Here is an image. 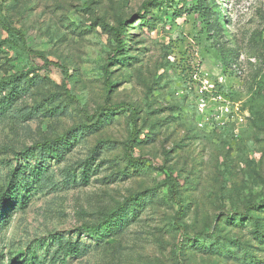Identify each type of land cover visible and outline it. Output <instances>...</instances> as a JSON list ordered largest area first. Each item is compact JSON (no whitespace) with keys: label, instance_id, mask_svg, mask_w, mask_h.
Here are the masks:
<instances>
[{"label":"rangeland","instance_id":"374dc122","mask_svg":"<svg viewBox=\"0 0 264 264\" xmlns=\"http://www.w3.org/2000/svg\"><path fill=\"white\" fill-rule=\"evenodd\" d=\"M147 2L0 0V24L26 47L4 44L0 25V80L20 73L30 86L0 119V187L26 161L23 150L66 133L77 139L60 161L37 160L44 180L0 233L5 263L10 251H33L45 264H264V240L240 220L258 219L264 236V0H161L168 14L150 10L141 25ZM119 22L134 26L124 54L114 53ZM111 56L130 64L111 62L105 75ZM223 105L235 110L228 120ZM104 106L121 112L96 126ZM97 145L83 184L80 164ZM169 177L183 206L178 225ZM131 197L144 204L122 231L101 242L77 236ZM58 237L83 242L85 254L64 260Z\"/></svg>","mask_w":264,"mask_h":264},{"label":"trees","instance_id":"16d2710c","mask_svg":"<svg viewBox=\"0 0 264 264\" xmlns=\"http://www.w3.org/2000/svg\"><path fill=\"white\" fill-rule=\"evenodd\" d=\"M162 5L166 6L165 3L162 4L161 0H149V2L144 3L141 10L137 14V19L139 20V22H141V25H147L152 19V12H150V10L156 9L157 11H161L164 14H168V10L162 7ZM171 17L173 19H176L180 17V14L172 11ZM0 25L4 30L5 34L7 35V38L3 40V43L15 46L19 48V50L24 51L26 47L21 32L8 25ZM100 25L105 30L108 29V31H111L105 24L101 23ZM133 27L134 26H126L124 22H119L118 26L115 29H112L111 32H113L112 35H114V39L116 41L114 53L122 52L124 54L126 42L123 37L125 36L127 28ZM115 61H118L122 65L130 64V59L127 56L119 59H116L115 56L108 57V62L106 66L103 67L105 75L108 74L107 65L111 62L114 63ZM61 74L63 77L61 85L64 86V80L67 79L69 75L65 69H62ZM105 86L107 91H110L114 84L107 81ZM29 87L30 86L27 84V82L22 80V74L20 73H15L7 79L0 80V119H4L10 115L13 110L14 104L26 95ZM131 111V114L133 115V110ZM97 112L98 114H100V117L96 122V126H99L100 124L98 123L100 121L107 122L106 120H109L114 113H120L121 106H104L99 108ZM132 124L134 126L135 122L132 121ZM81 131H84V127L81 129ZM135 135L136 131L133 128L132 133L130 135V139L128 141L129 150L130 147H132V143L136 142ZM76 140V134L70 135L69 133H66L59 138L53 140H45L40 143L34 144L33 148H31V152H28L29 150L25 149L20 153V155L24 156L26 161L23 165L17 166L15 169L11 170L8 173L5 179L6 184L0 187V233L8 226L9 220L11 218L12 209H15L14 207H19V209H23L27 205L32 195V192L34 193L37 187L44 180L47 168L46 166L36 164L37 160H40L42 163H46L51 159L55 161H60L61 159H63V156L75 145ZM99 146L100 145H97V147L92 150V155L90 159L80 164L81 172L78 178L80 181H82L83 184L88 183V179L92 172L91 164L95 160L94 157L96 153H98L97 150ZM129 150H127L126 152L128 163L130 165H138V160H136L130 154ZM36 155L38 157H36ZM30 160H35V162L33 164H28V161ZM67 175L68 177H71V180L73 182H75V173H71V171L69 170ZM169 184L172 199L175 204L179 207L174 221V224L178 225V221L182 215L183 206L177 197L176 180H173L169 177ZM143 204L144 200L140 199L139 197H131L126 201L125 205L118 206L114 210H111L110 212L104 214L103 218L99 222L92 225H82L80 230L77 232V236H79L81 232L82 234H85L86 237L94 241L101 242L109 236H112L122 231V229L126 227L128 220L131 217L135 216V212H139V208L142 207ZM257 207L264 210V204H259ZM244 219L249 220L250 227H253L251 234H253L254 237H256L259 241H263L264 236L260 234L261 232H259V220L251 216H245V218L240 220L242 221ZM231 220H234V218H231ZM224 224H228V222L225 221ZM55 240L57 244V252L61 255V257L64 258V260L68 257H80L85 254L86 248L84 247L85 244L83 242H71L70 240H64L61 237L55 238ZM52 241H54V237ZM214 244L215 240L212 239L210 240L209 245L207 247L210 251L219 254V247L215 246ZM193 246H198V243L194 244ZM242 249L245 250V258H252V256L248 252H246V247H243ZM0 264L45 263L41 262V260L36 256L33 251H28L26 253L21 254H16L10 251L8 254L7 262L5 263L2 259L0 260Z\"/></svg>","mask_w":264,"mask_h":264},{"label":"built area","instance_id":"2783aa9c","mask_svg":"<svg viewBox=\"0 0 264 264\" xmlns=\"http://www.w3.org/2000/svg\"><path fill=\"white\" fill-rule=\"evenodd\" d=\"M201 106H203V104ZM219 111L222 114L227 115L226 116V120H228L227 118H229V115H231V117H232L234 115V113H235V110H233V108H230L228 105L221 106ZM236 111H237V108H236Z\"/></svg>","mask_w":264,"mask_h":264}]
</instances>
